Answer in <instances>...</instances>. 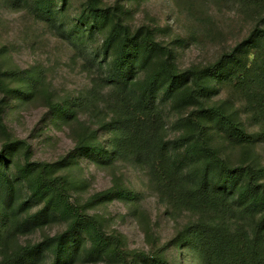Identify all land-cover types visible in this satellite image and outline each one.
<instances>
[{
	"label": "rangeland",
	"instance_id": "obj_1",
	"mask_svg": "<svg viewBox=\"0 0 264 264\" xmlns=\"http://www.w3.org/2000/svg\"><path fill=\"white\" fill-rule=\"evenodd\" d=\"M98 10L173 48L174 69L186 75L178 89L196 93L195 77L207 74L194 103L157 94L158 140L178 183L194 189L206 176L225 209L182 202L148 162L115 152L110 119L146 70L136 60L127 88L111 75ZM219 106L246 141H228L204 117ZM221 160L232 169L226 183L214 173ZM261 192L262 0H0V262L27 253L18 264H51L66 250V264H204L193 226L264 230Z\"/></svg>",
	"mask_w": 264,
	"mask_h": 264
},
{
	"label": "trees",
	"instance_id": "obj_2",
	"mask_svg": "<svg viewBox=\"0 0 264 264\" xmlns=\"http://www.w3.org/2000/svg\"><path fill=\"white\" fill-rule=\"evenodd\" d=\"M262 2L264 3V0ZM108 14L107 10H98L92 14V19L95 22L101 21L108 27L107 36L103 40V53L106 58L113 56L111 75L122 80L124 87L127 88L132 79L131 67L136 60L141 62L140 68L146 70L132 96L121 101L120 112L110 119L111 129L116 132L115 152L133 155L148 162L151 173L158 181L165 182L166 187L173 192H182V202L211 209L222 204L225 209L226 199L223 192L214 190L212 192L206 184V176L194 189L178 183L175 170L169 164L163 149L159 147L158 140L162 121L155 107L157 94L162 92L168 96L180 95L185 103H194L193 98L202 95L198 93L203 91L200 85L207 74L201 72L195 77L198 86L196 93L190 92V87L187 85L178 89V85L186 75L174 69L173 48H164L149 38L148 34V36L143 35L141 29L130 34L123 29L120 21L110 24ZM210 116L211 119H216L220 132L227 136L228 141H232L231 138L235 136H239L241 142L246 141V132L227 115L224 106L212 108L204 115V117ZM227 138L225 137L226 140ZM225 164L222 160L219 161V167L214 171L218 177H223L221 181L224 183L232 174V169ZM208 171L209 169L205 175ZM45 181L40 177L37 179V185L41 190L45 188ZM3 184L7 192H12L7 178L3 180ZM261 194L264 196V192ZM191 231L196 238L197 249L204 264H264V230L248 234L240 229L232 230L227 225L200 223L194 225ZM54 254L56 256L51 259V264H66L69 260L66 250ZM23 255L19 256L16 253L9 258L10 260L4 259L0 264H18L21 257L25 256ZM30 255L26 253L25 258Z\"/></svg>",
	"mask_w": 264,
	"mask_h": 264
}]
</instances>
